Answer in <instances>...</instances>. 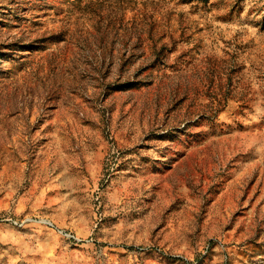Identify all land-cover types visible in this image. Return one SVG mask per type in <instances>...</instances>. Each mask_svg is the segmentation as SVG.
Listing matches in <instances>:
<instances>
[{"label":"rangeland","instance_id":"rangeland-1","mask_svg":"<svg viewBox=\"0 0 264 264\" xmlns=\"http://www.w3.org/2000/svg\"><path fill=\"white\" fill-rule=\"evenodd\" d=\"M0 264H264V0H0Z\"/></svg>","mask_w":264,"mask_h":264}]
</instances>
